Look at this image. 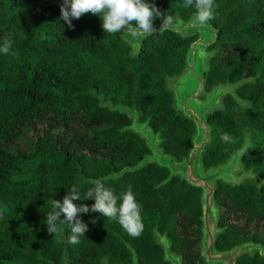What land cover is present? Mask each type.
I'll use <instances>...</instances> for the list:
<instances>
[{"label":"trees","instance_id":"1","mask_svg":"<svg viewBox=\"0 0 264 264\" xmlns=\"http://www.w3.org/2000/svg\"><path fill=\"white\" fill-rule=\"evenodd\" d=\"M146 2L173 19L186 21L195 12L183 0ZM61 3L0 0V43L5 33L13 34L10 53H0V264H59L63 257L66 264H131L132 252L136 264H170L156 231L182 264H205L199 187L179 175L164 180L169 171L156 162L107 176L149 153L127 127L131 117L116 105L135 109L139 121L158 132L166 153L187 155L194 123L175 109L166 81L182 71L196 35L165 29L146 35L133 50L119 33H104L91 13L73 19L69 29L60 19ZM210 23L218 35L208 47L204 90L244 80L235 87L241 102L225 94L221 106L206 114L211 132L201 162L206 169L226 160L247 137L241 166L261 178L216 181L221 230L215 248L246 240L264 247V0H214ZM96 179L117 194L132 187L141 206V235L133 238L98 212L80 214L88 231L77 245L67 242V226L48 233L52 199L62 202L73 186L83 196ZM235 264H264V255L243 253Z\"/></svg>","mask_w":264,"mask_h":264},{"label":"water","instance_id":"2","mask_svg":"<svg viewBox=\"0 0 264 264\" xmlns=\"http://www.w3.org/2000/svg\"><path fill=\"white\" fill-rule=\"evenodd\" d=\"M161 23L162 21L153 23L154 28L158 30ZM208 25L206 27L198 26L193 14L186 21L180 18L173 19V25L167 28L182 35H196L186 48L182 71L166 81L167 86L173 92V106L194 123V133L191 136V145L187 155L181 159H176L171 154L166 153L159 144L158 132H154L146 121H139L135 109L116 105L114 108L126 112L131 117V122L127 127L137 132L144 139L149 148V153L144 154L136 164L124 166L119 171L107 176L115 177L126 170H135L146 162H156L169 171L164 180L173 175H179L187 183L199 187L201 208L199 254L206 264H235L236 258L243 253L258 250L260 254L264 255V247L259 242L246 240L227 249L215 248L216 234L221 230L218 225V208L214 199L215 184L219 179L224 182L239 183L244 178H254L257 182H260L261 178L250 170H244L241 166V155L249 145L247 137L244 138L242 146L233 151L226 160L206 169L203 168L201 155L210 139L211 132L206 114L221 106V97L225 94H230L241 102L235 93V87L244 80L241 78L236 82L218 83L209 90H204L205 61L211 54L208 47L216 41L218 35V30L210 22ZM119 35L132 45L133 50H136L142 42V38L132 37L126 32H120ZM155 233L158 243L162 245L163 260L170 264H182L180 256L170 250V243L165 234H160L157 231ZM136 262V257L132 252L131 264H136Z\"/></svg>","mask_w":264,"mask_h":264},{"label":"clouds","instance_id":"3","mask_svg":"<svg viewBox=\"0 0 264 264\" xmlns=\"http://www.w3.org/2000/svg\"><path fill=\"white\" fill-rule=\"evenodd\" d=\"M184 6L194 8V19L198 26H209L214 19V0H183ZM91 13L102 20L101 29L108 34L126 32L132 37L143 38L156 31H163L173 25V17L165 15L154 3L146 0H62L60 19L69 29H73L72 20L83 14ZM160 18L162 23L155 29L153 21ZM13 34L8 32L0 43V53L8 55L12 49ZM222 139L227 140L225 135ZM93 187L80 194L76 186L71 187L61 200L52 199V211L46 213V230L50 234L63 232L65 226L70 229L67 242L71 245L80 243V238L88 231V225L80 218V214L98 212L105 218L116 220L133 238L143 231L141 206L138 204L131 186L119 194L108 188L102 180H92ZM93 199L88 206L73 201ZM119 202V203H118ZM63 214V219H61ZM95 219L91 223H95Z\"/></svg>","mask_w":264,"mask_h":264},{"label":"rangeland","instance_id":"4","mask_svg":"<svg viewBox=\"0 0 264 264\" xmlns=\"http://www.w3.org/2000/svg\"><path fill=\"white\" fill-rule=\"evenodd\" d=\"M6 264H13V263H6ZM51 264H53V263H51ZM59 264H66V261H65L64 257H63V261L61 263H59Z\"/></svg>","mask_w":264,"mask_h":264},{"label":"flooded vegetation","instance_id":"5","mask_svg":"<svg viewBox=\"0 0 264 264\" xmlns=\"http://www.w3.org/2000/svg\"><path fill=\"white\" fill-rule=\"evenodd\" d=\"M202 258V257H201ZM203 260V259H202ZM182 262V261H181ZM205 263V262H204ZM206 264V263H205Z\"/></svg>","mask_w":264,"mask_h":264}]
</instances>
